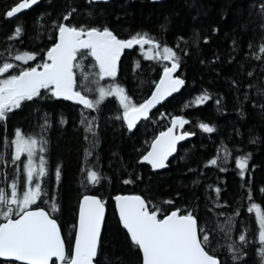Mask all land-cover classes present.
<instances>
[{"label": "trees", "instance_id": "16d2710c", "mask_svg": "<svg viewBox=\"0 0 264 264\" xmlns=\"http://www.w3.org/2000/svg\"><path fill=\"white\" fill-rule=\"evenodd\" d=\"M21 1L0 0V66L16 62L24 69L46 62L61 23L107 27L119 39L147 33L161 47L176 51L184 85L133 130L114 95L87 109L42 89L41 97L23 101L0 121V190L10 196L13 182H21L22 191L25 187L26 172L13 148L19 129L38 141L46 162V174L33 181L40 183L42 195L31 208H44L58 221L66 259L71 257L80 199L94 194L107 209L96 264H142L140 249L131 242L115 207V196L124 193L141 195L150 211L159 210V218L174 210L191 212L209 236L205 248L221 264H264L258 220L248 211L252 204L264 209V0H42L15 18L7 17ZM69 12V19H63ZM147 46L127 49L117 75L103 79L95 59L82 50L85 54L78 53L75 61L76 90L96 100L99 87L119 85L133 102L142 103L171 64L146 58ZM25 52L36 54V59H15ZM205 92L210 99L195 105V98ZM173 116L188 121L185 129L193 137L179 146L164 170L153 171L143 156ZM89 122L92 132L87 131ZM201 123L215 130L206 132ZM242 156L248 157L243 177L237 167ZM212 159H217L216 165L209 164ZM89 171L99 173V183L88 180ZM53 203L57 211H52ZM241 234H246L247 243L239 241ZM0 264L21 263L0 259Z\"/></svg>", "mask_w": 264, "mask_h": 264}, {"label": "snow or ice", "instance_id": "6c2138e0", "mask_svg": "<svg viewBox=\"0 0 264 264\" xmlns=\"http://www.w3.org/2000/svg\"><path fill=\"white\" fill-rule=\"evenodd\" d=\"M37 2L38 0L18 2L16 6L7 11L6 16L13 17ZM71 15L72 12H69L63 19L68 20ZM58 31L59 42L47 51L46 62L35 67L20 69L18 74H10L0 79V121H6L8 114L18 109L23 101L41 97V90L45 89L57 98L75 100L87 109L99 107L107 96H118L119 103L123 107L122 118L127 121L128 128L132 129L140 118H147L153 107L165 97L178 91L179 87L184 84L182 79L173 78L172 75L179 67V57L176 51L167 45L161 48L160 43L147 33H136L128 39H119L107 27L84 28L63 23L59 25ZM20 34L21 28L17 27L15 35ZM145 44L152 46L149 51L155 49V55L149 56L150 59L171 61V67L164 68V74L159 83L155 85V91L142 103L133 102L125 89L119 85L108 89L99 87L96 100L89 99L87 95L76 90L74 61L78 53L85 54L82 50H86L95 58L99 67L100 79L114 78L122 51L134 45L143 46ZM260 52L264 53V44H261ZM15 59L27 62L35 60L36 54L25 52L16 55ZM14 67L16 66L12 63L4 62L0 66V74L9 73V70ZM208 99L210 97L205 92L196 97L193 103L200 105ZM82 123H84L83 120ZM186 123L188 121L183 117H174L173 127L160 133L152 144V150L143 156V160L150 163L153 168H164L168 156L175 151L176 142L191 135L190 133L174 135L176 126L183 128ZM199 127L206 132L215 130L205 123H201ZM87 131H93L90 122L87 125ZM15 136V159L19 160L22 153L28 154L27 182L29 187L23 191L22 198L18 196V186L15 182L11 185L10 196L0 190V216L5 221L0 223V258H10L14 261L25 262V264H50L52 258L56 257L64 264H93L100 246L101 225L105 211L104 202L95 196H83L79 204L78 226H74L76 232L73 255L66 259L65 241L57 220L43 208L31 209V205L42 195L39 182L32 186L34 177H43L46 174V162L43 156L39 158L38 167L33 163L38 141L34 137L25 138L19 129L16 130ZM41 150H44L42 146ZM247 161L246 156L239 157L237 160V167L242 177L247 171ZM209 164L216 165L217 159L210 160ZM56 175L59 176L58 169ZM87 177L92 184L99 183L101 179L96 171H89ZM125 183H131V181H125ZM216 191L219 192V189ZM115 199L118 202L119 217L123 227L130 234L131 242L142 250L143 264H221L214 254L210 255L205 250L209 236L199 228L191 212L181 215L180 210H176L161 219L159 210L153 207L149 211V205L141 196H117ZM13 205L16 211L15 218H13ZM51 208L52 211L58 210L55 203L51 205ZM248 211H254L256 214L259 224V241L261 245H264V209L252 204ZM239 241L247 243L246 234H241ZM230 249L233 252L236 251L235 246L230 245ZM260 254L264 256V246L260 248ZM236 258L233 257V259Z\"/></svg>", "mask_w": 264, "mask_h": 264}, {"label": "water", "instance_id": "95a60500", "mask_svg": "<svg viewBox=\"0 0 264 264\" xmlns=\"http://www.w3.org/2000/svg\"><path fill=\"white\" fill-rule=\"evenodd\" d=\"M42 0H38V2L36 3V4H34V5H32L31 7H29V8H27V9H23L20 13H17V14H15L13 17H10V18H15V17H17L18 15H20V14H22V13H24V12H27V11H29L30 9H32L35 5H37V4H39L40 2H41ZM93 2H95V3H109L111 0H92ZM152 2H161V1H163V0H151ZM21 2H23V0L21 1ZM17 5V4H16ZM15 5V6H16ZM59 42V32H58V37H57V41H56V43H58ZM54 46V45H53ZM52 46V47H53ZM51 47V48H52ZM50 48V49H51ZM127 49H130V48H126V49H124L123 51H122V53H121V55H120V58H119V61H118V66H117V72H118V68H119V63H120V59H121V57H122V55L124 54V52L127 50ZM94 58V57H93ZM95 59V58H94ZM76 61V60H75ZM75 61H74V64H75ZM168 67H171V64L168 66ZM40 70H42V69H40ZM163 74H164V70H163V72H162V74H161V76H160V78H159V80H158V82L157 83H159V81H160V79H161V77L163 76ZM116 75H117V73H116ZM173 75V78H179V79H181L180 78V76L178 75V68H177V70L172 74ZM184 85V84H183ZM183 85L182 86H180L179 87V90L178 91H176V92H173L170 96H167V97H165L159 104H157L155 107H153L150 111H149V113H148V117L147 118H140L137 122H136V126L134 127V128H132L131 130H133V129H135L136 127H137V125L138 124H140L143 120H147V119H149L150 117H151V115H152V113L157 109V108H159L162 104H164L165 102H167L169 99H171L172 97H174L175 95H177L178 93H180L181 92V90L183 89ZM155 91V87H154V89H153V91L152 92H154ZM151 96V95H150ZM149 96V97H150ZM148 97V98H149ZM57 98V97H56ZM58 99H64L63 97H59ZM90 99V98H89ZM65 100H67V99H65ZM68 101H71V102H73V103H75V104H80V103H78L77 101H75V100H68ZM174 117H177V116H173L172 118H171V122H170V125L169 126H167V128L166 129H164V130H162L161 132H166L169 128H171V127H173V125H172V120H173V118ZM125 120V119H124ZM125 122H126V124H127V121L125 120ZM128 126V125H127ZM183 128H184V126H183ZM183 128H181V127H179L178 125L176 126V128L174 129V135H177V136H179V135H181V134H183V133H190V132H187V131H184L183 130ZM161 132H159L158 133V135L154 138V140L152 141V143H151V145H150V147H149V149H148V151L145 153V155L149 152V151H151L152 150V144H153V142L157 139V137H159L160 136V133ZM191 135H187L184 139H182V140H178L177 142H176V145H175V151L171 154V155H169L168 156V158H167V160L165 161V164H166V166L164 167V168H153L152 166H151V164L150 163H148L147 161H144L143 160V162H144V164H146V165H148L149 167H151L152 168V170L153 171H162V170H164L167 166H168V163L170 162V160L177 154V152H178V149H179V146L181 145V144H183L184 142H186L187 140H189L193 135H192V133H190ZM85 195H88V196H95V197H98L101 201H103L99 196H97V195H94V194H85ZM84 195V196H85ZM117 196H141V195H138V194H124V193H121V194H117L116 196H115V198L117 197ZM142 197V196H141ZM114 198V200H115V207H116V210H117V213H118V217H119V207H118V202L116 201V199ZM143 198V197H142ZM82 199H83V196H82V198L80 199V202L82 201ZM144 199V198H143ZM145 200V199H144ZM146 201V200H145ZM80 202H79V204H80ZM147 202V201H146ZM148 204V203H147ZM38 208H40V207H37V208H31L32 210H36V209H38ZM44 209V208H43ZM104 209H105V211H104V219H103V222H102V225H101V233H100V239H101V234H102V230H103V227H104V223H105V219H106V213H107V209H106V206H105V204H104ZM45 211H47L46 209H44ZM149 211H150V209H149ZM174 211H176V210H174ZM78 213H79V208H78ZM171 213V212H170ZM169 213V214H170ZM181 214V213H180ZM168 215V214H167ZM181 215H183V214H181ZM13 218H15V217H13ZM163 217H161V219H162ZM55 219V218H54ZM119 220H120V217H119ZM3 222H5V221H2L1 223H3ZM120 222H121V224H122V221L120 220ZM57 223H58V221H57ZM59 224V223H58ZM60 226V225H59ZM77 226H78V219H77ZM122 226H123V224H122ZM60 229H61V227H60ZM125 229V228H124ZM126 230V229H125ZM126 232H127V230H126ZM128 233V232H127ZM61 235H62V237L64 238V236H63V233H62V230H61ZM128 235H129V237H130V234L128 233ZM64 241H65V238H64ZM73 248H74V242H73V247H72V250H73ZM65 250H66V256H67V245H66V242H65ZM205 250L207 251V249L205 248ZM140 252H141V255H142V250H140ZM210 254V253H209ZM73 255V251L71 252V256ZM211 255V254H210ZM0 259H2V260H5V261H8V262H17V263H21V264H25V262H19V261H14V260H12V259H10V258H0ZM96 259V258H95ZM95 259H94V261H93V264H96V262H95ZM53 262H55L56 264H64V262H61L58 258H56V257H53L52 258V260L50 261V264H52ZM142 264H143V256H142Z\"/></svg>", "mask_w": 264, "mask_h": 264}, {"label": "rangeland", "instance_id": "374dc122", "mask_svg": "<svg viewBox=\"0 0 264 264\" xmlns=\"http://www.w3.org/2000/svg\"><path fill=\"white\" fill-rule=\"evenodd\" d=\"M152 46L149 45L147 46V48L144 49V53H145V56L146 58L150 59L149 56H153L155 55V49H152L151 51H149V49H151ZM162 48V47H161ZM152 60H163V59H152ZM13 65H15L16 67H14L13 69H10L9 70V73H4V74H0V79H4L6 78L8 75L10 74H18V71L22 68V65H20L19 63H16V62H11ZM122 87V86H121ZM124 88V87H123ZM127 94V93H126ZM116 98L119 100V97L116 96ZM24 135V134H23ZM25 136V135H24ZM25 138H28L27 136H25ZM16 139V136L13 140V148H14V154H15V150H16V146H15V141ZM40 156H42L41 154H39V148H38V145H37V148H36V152H35V156L33 157V163H34V166H39V158ZM45 158V157H44ZM23 163V166H24V169H25V172H26V176H27V163H28V154L25 152V153H22L21 156H20V159ZM36 178L37 180H39L40 177H34ZM17 186H18V196L22 198V194H23V191H26L29 187V184L26 180V183H25V187H24V190L22 191L21 189H19V187L21 186V182H18L17 183ZM34 186V183L33 185ZM34 204L31 205V207L33 206ZM13 209H14V212H13V215L16 214V211H15V206L13 205L12 206Z\"/></svg>", "mask_w": 264, "mask_h": 264}, {"label": "bare ground", "instance_id": "6f19581e", "mask_svg": "<svg viewBox=\"0 0 264 264\" xmlns=\"http://www.w3.org/2000/svg\"><path fill=\"white\" fill-rule=\"evenodd\" d=\"M35 6H36V5H35ZM35 6H34V7H35ZM180 78H181V77H180ZM181 79H182V78H181ZM182 80H183V79H182ZM147 120H148V119H147ZM143 121H145V120H143ZM143 121H142V122H143ZM183 130H184V131H187V132H190V131H188V130L185 129V124H184V128H183ZM190 133H192V132H190ZM192 135H193V133H192ZM192 137H193V136H192ZM192 137H191V138H192ZM191 138H190V139H191ZM217 258H218V257H217ZM218 259H219V258H218ZM219 260H220V259H219Z\"/></svg>", "mask_w": 264, "mask_h": 264}]
</instances>
